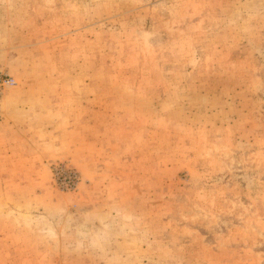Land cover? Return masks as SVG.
<instances>
[{
	"label": "rangeland",
	"instance_id": "374dc122",
	"mask_svg": "<svg viewBox=\"0 0 264 264\" xmlns=\"http://www.w3.org/2000/svg\"><path fill=\"white\" fill-rule=\"evenodd\" d=\"M0 264H264V0H0Z\"/></svg>",
	"mask_w": 264,
	"mask_h": 264
},
{
	"label": "built area",
	"instance_id": "2783aa9c",
	"mask_svg": "<svg viewBox=\"0 0 264 264\" xmlns=\"http://www.w3.org/2000/svg\"><path fill=\"white\" fill-rule=\"evenodd\" d=\"M16 85V81L10 77H0V92L3 89Z\"/></svg>",
	"mask_w": 264,
	"mask_h": 264
}]
</instances>
